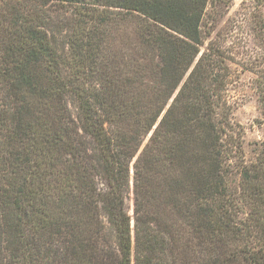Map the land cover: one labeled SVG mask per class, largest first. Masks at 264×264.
<instances>
[{"label": "trees", "instance_id": "1", "mask_svg": "<svg viewBox=\"0 0 264 264\" xmlns=\"http://www.w3.org/2000/svg\"><path fill=\"white\" fill-rule=\"evenodd\" d=\"M207 5L0 0V264H264Z\"/></svg>", "mask_w": 264, "mask_h": 264}, {"label": "rangeland", "instance_id": "2", "mask_svg": "<svg viewBox=\"0 0 264 264\" xmlns=\"http://www.w3.org/2000/svg\"><path fill=\"white\" fill-rule=\"evenodd\" d=\"M202 31V51L211 45L230 67L226 94L234 108L233 122L244 131L246 162L251 163L264 142L262 0H208Z\"/></svg>", "mask_w": 264, "mask_h": 264}]
</instances>
